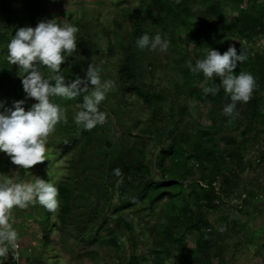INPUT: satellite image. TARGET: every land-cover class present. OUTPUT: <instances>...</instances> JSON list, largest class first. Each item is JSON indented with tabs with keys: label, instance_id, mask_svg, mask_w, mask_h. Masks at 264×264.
I'll return each mask as SVG.
<instances>
[{
	"label": "trees",
	"instance_id": "obj_1",
	"mask_svg": "<svg viewBox=\"0 0 264 264\" xmlns=\"http://www.w3.org/2000/svg\"><path fill=\"white\" fill-rule=\"evenodd\" d=\"M110 1L108 24L98 7L64 22L86 38L84 43L76 33L78 47L61 65L66 82L84 77L94 63L114 87L99 106L107 113L106 126L91 131L74 121L87 93L52 98L66 122L49 134L47 160L30 169L19 166L18 178L33 172L32 181L54 183L60 206L55 213L39 203L29 206L40 219L29 232L36 254L25 264H165L172 255L177 264H222L213 243L227 231L224 207L247 214L245 196L256 198L242 175L252 165L248 152L258 146L257 126L264 124V46L258 43L264 42V0ZM0 5L6 11L0 24V94L9 107L25 100L27 111L37 101L26 98L25 73L7 61V45L18 28L38 24L47 3ZM144 33L166 34L169 48H138L135 41ZM230 38L237 42L230 44ZM230 45L247 56L234 73H251L256 86L250 100L237 102L228 116L223 108L232 102L230 94H205L213 78L191 72L189 62L203 59L209 48L223 54ZM40 70L45 77L55 75L45 66ZM187 98L206 103L208 125L191 119ZM248 132L255 135L246 137ZM2 156L8 155L0 153V168ZM116 168L122 170L119 177ZM15 255L10 249L0 264H18Z\"/></svg>",
	"mask_w": 264,
	"mask_h": 264
},
{
	"label": "clouds",
	"instance_id": "obj_2",
	"mask_svg": "<svg viewBox=\"0 0 264 264\" xmlns=\"http://www.w3.org/2000/svg\"><path fill=\"white\" fill-rule=\"evenodd\" d=\"M78 31L79 28L71 23L61 24L57 19L41 20L34 28H18L7 45V61L18 65L25 73L21 77L26 98L37 101L27 111L25 100L14 101L11 107L0 101V153H6L14 165L23 169L47 160L46 140L58 123L66 122L65 111L53 102V97L71 100L87 93L74 115L75 123L84 130L91 131L107 119V113L99 106L114 87V82L103 80L96 64L90 63L84 77L77 76L71 81L66 82L65 76L60 74L61 65L78 47ZM135 45L140 49L166 51L170 39L162 33L154 36L144 33L136 39ZM246 59L243 49L238 54L236 46L230 45L223 54L209 48L203 59L196 60L195 64L189 62L191 72L213 78V85L203 88L205 94L216 95L221 89L230 94L232 102L224 106L225 115L234 114L237 102L249 101L256 86L251 73H234L238 62ZM42 66L55 75L45 77L40 70ZM215 77L221 78L219 85L214 83ZM113 171L118 177L122 175L119 168ZM58 197V187L41 178H36L34 183L14 182L12 179L0 182V257L18 247V232L9 222L10 210L39 203L55 213L60 206Z\"/></svg>",
	"mask_w": 264,
	"mask_h": 264
},
{
	"label": "rangeland",
	"instance_id": "obj_3",
	"mask_svg": "<svg viewBox=\"0 0 264 264\" xmlns=\"http://www.w3.org/2000/svg\"><path fill=\"white\" fill-rule=\"evenodd\" d=\"M10 2L15 6L24 8L28 0H3ZM46 0L48 9L46 12H38V22L47 18L57 19L60 23H64L67 16H82L83 12L90 9H100L103 14L104 23L108 24L112 11V1L104 0ZM261 0L260 2H262ZM1 6V5H0ZM5 9L0 10V24L4 20L1 14H5ZM82 42H86L83 32L77 34ZM180 39L181 36L179 35ZM230 44L236 43L237 39L230 38ZM264 46V42H258ZM0 101H5L7 106L9 101L4 94H0ZM186 103L191 113V119L202 125H208V121L204 116L206 112V103L200 102L195 98H187ZM261 111L264 115V101L261 104ZM103 126H106L104 124ZM257 145L260 148L261 162L254 165L244 172L242 180L246 191L255 193L245 196L247 206V214L235 215L232 207H224L226 214L225 225L227 228L224 236L216 237L214 240L215 251H220L222 255V264H264V124L257 126ZM253 132H248L246 137H253ZM9 156H2V167L0 168V182L12 179L14 182L34 183L31 179L35 176L33 172L24 178H18L19 166L14 165ZM249 160V157H247ZM28 176H30L28 178ZM29 204L25 208L14 207L9 213V222L18 232V247L14 249L16 252L15 260L18 264H25V259L35 256V242L31 238L29 232L34 230V221L40 219V216L29 209ZM219 231V230H218ZM126 248L123 246L122 254H126ZM53 257H55L53 255ZM4 261L7 256L2 257ZM147 264H151L148 262ZM165 264H177L174 255Z\"/></svg>",
	"mask_w": 264,
	"mask_h": 264
},
{
	"label": "built area",
	"instance_id": "obj_4",
	"mask_svg": "<svg viewBox=\"0 0 264 264\" xmlns=\"http://www.w3.org/2000/svg\"><path fill=\"white\" fill-rule=\"evenodd\" d=\"M249 160L254 164L258 165L261 161L260 157V148L259 146L254 147V149L250 150L248 152Z\"/></svg>",
	"mask_w": 264,
	"mask_h": 264
}]
</instances>
